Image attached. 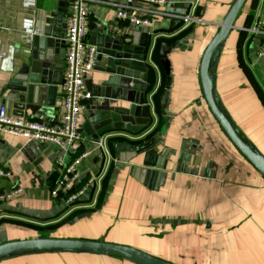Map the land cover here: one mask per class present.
<instances>
[{
	"label": "crops",
	"instance_id": "obj_1",
	"mask_svg": "<svg viewBox=\"0 0 264 264\" xmlns=\"http://www.w3.org/2000/svg\"><path fill=\"white\" fill-rule=\"evenodd\" d=\"M233 0H165L161 11L191 16L188 25L160 18L152 27L119 21L115 9L88 5L86 46L124 40V51L147 49L153 69L145 94L134 82L126 90L121 78L94 57L85 88L93 110L78 121L81 146L90 157L78 166L80 182L89 184L79 201L67 206L50 191L69 154L52 143L0 134V227L8 241L46 236L103 240L140 249L175 264H264V180L229 143L203 101L198 69L202 53ZM68 0H0V107L11 117L44 121L63 111V74ZM52 15H56L54 18ZM56 18V19H55ZM220 55L212 65L214 93L222 111L242 137L264 157V0H247ZM117 27L119 31L113 30ZM109 38V40H106ZM177 46L169 55V122L162 136L156 111L165 74L157 60L161 44ZM154 56V58H153ZM137 79L142 74L135 75ZM134 81V79H133ZM132 86L136 90H132ZM23 95L34 107L22 117L12 105ZM144 105L148 116L138 117ZM108 112H99V109ZM112 113L130 119L128 129ZM111 127L108 160L94 161L97 121ZM157 138L152 166L143 154H115L113 144L140 145ZM119 160L123 162L119 166ZM79 182V183H80ZM20 192L12 194L14 189ZM20 229L23 235L18 234ZM0 264H128L88 254L20 255Z\"/></svg>",
	"mask_w": 264,
	"mask_h": 264
},
{
	"label": "water",
	"instance_id": "obj_2",
	"mask_svg": "<svg viewBox=\"0 0 264 264\" xmlns=\"http://www.w3.org/2000/svg\"><path fill=\"white\" fill-rule=\"evenodd\" d=\"M247 0H233L229 8L220 21H211L212 24L217 27L216 32L207 43L199 63L198 78L199 85L203 97V101L209 111L210 115L217 123L222 133L229 141V143L235 148L238 154L259 174L264 180V157L249 144L240 134L238 129L231 123L226 114L220 107V102L217 95L214 93V76L211 73L212 65L216 62L220 55V51L228 39L232 30L241 28L236 24L239 13ZM52 15L51 17H55ZM56 19V18H55ZM106 40H109L107 38ZM124 40L105 41L101 47L96 49L97 58L104 59V64L107 66V72L113 76L121 78V87L126 90L129 88V84L134 82L139 85V89L143 94L149 90L148 76L153 73V65L150 59L147 60V49L142 48L139 51H132L128 53L124 51ZM175 43L160 45L157 59L161 64L165 74L164 89L158 99L159 115L162 118V127L159 133L163 135L166 126L169 122L167 114L168 102L171 91V67L169 55L171 51L176 47ZM150 58V56H149ZM137 73L142 74L143 77L137 79L135 75ZM134 79V81H133ZM132 90H136L132 86ZM25 96L20 95L18 102L12 105V114L22 117L25 111H33L34 107L30 105ZM142 112H139L138 117L148 116V105L142 103ZM86 110L92 111L93 109L86 106ZM99 112H108L106 109H99ZM109 119L119 121L123 124L124 130L133 134L142 132L150 123L151 119L146 118L144 125L136 131L128 129V124H131L130 119H121L117 114L112 113ZM102 121H97V134L94 136L93 141L97 144L100 140L106 144L105 139L101 137L108 131H111V127L102 126ZM158 143L157 138L151 137L148 141L140 145H133L130 142L125 144L115 143L112 146L115 154L132 152L135 156L143 154V167L152 166L156 161L157 154L154 152V147ZM94 161H100L103 163L104 156L100 148H96L93 152ZM119 166L123 164L121 160L118 161ZM5 228L0 227V261L20 255L26 254H41V253H63V254H88L98 258L117 259L128 264H175L165 259L159 258L150 253L144 252L140 249L109 243L103 240H89V239H70V238H57L53 236H46L42 233L40 237L28 238L22 240L8 241L4 234Z\"/></svg>",
	"mask_w": 264,
	"mask_h": 264
},
{
	"label": "built area",
	"instance_id": "obj_3",
	"mask_svg": "<svg viewBox=\"0 0 264 264\" xmlns=\"http://www.w3.org/2000/svg\"><path fill=\"white\" fill-rule=\"evenodd\" d=\"M98 3L115 9L119 21L134 26L152 27L160 18L171 19L188 25L191 16H174L161 11L165 0H68V22L65 36V69L63 74V111L60 117H52L44 121H33L26 118L11 117L4 107H0V134L23 138L27 141L52 143L69 154L70 161L65 164L61 175L50 191L53 200L63 202L67 206L74 205L84 194L87 186L94 179H89L79 187L81 179L78 171L80 162L91 156L90 149H83L78 128L79 117L85 111L92 95L85 88L93 70L96 50L86 46L85 29L88 19V5ZM113 30L119 31L117 27ZM264 35V31H259ZM104 159L108 153L103 140L97 142ZM9 172L0 168V180L6 179ZM20 192L16 188L12 194ZM8 195H0V201Z\"/></svg>",
	"mask_w": 264,
	"mask_h": 264
},
{
	"label": "trees",
	"instance_id": "obj_4",
	"mask_svg": "<svg viewBox=\"0 0 264 264\" xmlns=\"http://www.w3.org/2000/svg\"><path fill=\"white\" fill-rule=\"evenodd\" d=\"M153 58H154V56H153ZM154 59H155V58H154ZM157 60H158V59H157ZM158 62H159V61H158ZM152 79H153V73L149 74V76H148V80H149V83H150V84H152V83H151ZM149 88H150V86H149ZM149 90H150V89H149ZM158 107H159V106L157 105V106H156V111H157V112H158ZM158 113H159V112H158ZM83 183H84V181H83V182L81 181V182L79 183V187H81V186L83 185Z\"/></svg>",
	"mask_w": 264,
	"mask_h": 264
},
{
	"label": "rangeland",
	"instance_id": "obj_5",
	"mask_svg": "<svg viewBox=\"0 0 264 264\" xmlns=\"http://www.w3.org/2000/svg\"><path fill=\"white\" fill-rule=\"evenodd\" d=\"M17 233L18 234H15V235H11V237H15L17 238V236H19V234L21 233L20 229H17ZM25 232L21 233L20 235H23ZM44 235H46L47 233H43Z\"/></svg>",
	"mask_w": 264,
	"mask_h": 264
}]
</instances>
